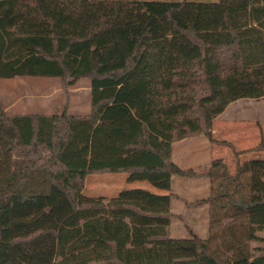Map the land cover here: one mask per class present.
Segmentation results:
<instances>
[{
    "label": "trees",
    "instance_id": "1",
    "mask_svg": "<svg viewBox=\"0 0 264 264\" xmlns=\"http://www.w3.org/2000/svg\"><path fill=\"white\" fill-rule=\"evenodd\" d=\"M16 77L87 79L91 103L80 116L0 105V264H264V246L248 248L264 245V159L234 175L221 160L204 174L172 162V145L196 136L234 152L213 122L264 97V0H0V79ZM147 173L210 179L187 206L244 220L232 256L210 231L171 256L166 200L82 194L89 176Z\"/></svg>",
    "mask_w": 264,
    "mask_h": 264
},
{
    "label": "rangeland",
    "instance_id": "2",
    "mask_svg": "<svg viewBox=\"0 0 264 264\" xmlns=\"http://www.w3.org/2000/svg\"><path fill=\"white\" fill-rule=\"evenodd\" d=\"M67 82L45 77L0 79V105L8 116L53 115L63 112L76 116L88 114L91 103L89 81L80 79L73 84ZM215 122L216 127L221 125L224 128L220 135L222 139L229 140L237 149H248L235 151L233 148L235 155L229 147L214 146L205 136L188 138L183 143L180 141L172 145V162L178 168L204 174L210 168L211 160L215 159L222 161L229 175H234L237 165L264 158V150H255L264 139V97L259 100L240 99L231 103ZM158 180L163 182L161 186L166 189V198L159 197L164 192H157ZM212 187L211 180L207 178L192 179L169 174L97 175L85 179L82 194L89 198L111 199L126 193L124 195L138 194L166 200L175 215L170 221V247L174 245L171 256L180 257L178 249L181 243L192 244V235L205 240L210 231L216 236L211 249H217L223 258H230L232 253L224 246L231 241L230 235L238 238L244 231V220H229L223 214L219 220H210L209 206H187V203L209 197ZM222 236L225 239L222 240ZM258 236L264 237V233ZM263 246L259 242L248 243L249 249Z\"/></svg>",
    "mask_w": 264,
    "mask_h": 264
},
{
    "label": "crops",
    "instance_id": "3",
    "mask_svg": "<svg viewBox=\"0 0 264 264\" xmlns=\"http://www.w3.org/2000/svg\"><path fill=\"white\" fill-rule=\"evenodd\" d=\"M220 116V115H219ZM218 116V117H219ZM218 117L215 119V121L218 119ZM213 122V131H212V133H213V139L214 140H216V141H225V142H228L229 144H231L232 146H233V148L235 149V151H245V150H247V149H237L234 145H233V143L232 142H230L229 140H227V139H222L221 137H220V135L222 134V132H223V130H224V128H222L221 127V125L220 126H218V127H216V122ZM184 141H186V140H183V141H181L180 143H183ZM214 146H217V145H215V144H213ZM251 148V147H250ZM216 159H222V158H216ZM264 159V158H263ZM215 160V159H214ZM212 161V160H211ZM166 190V189H165ZM157 192L158 193H161V192H164V194H159V196H161V197H165V194H166V191H164V189H160V188H157ZM167 195V194H166ZM190 252V254H192V256H194L195 258H198L199 256H200V253L197 251V250H191V251H189ZM202 262H199V264H201Z\"/></svg>",
    "mask_w": 264,
    "mask_h": 264
}]
</instances>
